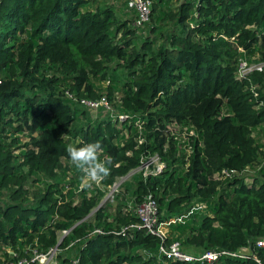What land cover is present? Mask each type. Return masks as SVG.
Here are the masks:
<instances>
[{
    "label": "trees",
    "instance_id": "obj_1",
    "mask_svg": "<svg viewBox=\"0 0 264 264\" xmlns=\"http://www.w3.org/2000/svg\"><path fill=\"white\" fill-rule=\"evenodd\" d=\"M133 17L96 0H0V264L54 249L62 231L56 252L72 244L77 264H203L159 259L162 240L144 229L119 233L139 221L128 204L148 193L160 221L192 202L206 206L210 216L196 211L170 227L193 254L264 239V71L236 77L239 59L264 63V0H152L149 25L135 29ZM66 91L105 97L132 118L90 121ZM174 126L197 135L188 165ZM96 141L112 164L91 193L79 189L66 149ZM154 155L164 164L159 175L137 174L129 194L119 190L114 207L96 210L108 187ZM257 166L247 181L211 179ZM256 252L264 264V249ZM213 264L258 263L226 256Z\"/></svg>",
    "mask_w": 264,
    "mask_h": 264
},
{
    "label": "built area",
    "instance_id": "obj_2",
    "mask_svg": "<svg viewBox=\"0 0 264 264\" xmlns=\"http://www.w3.org/2000/svg\"><path fill=\"white\" fill-rule=\"evenodd\" d=\"M180 2L186 0H178ZM125 3L126 8L132 11L134 17L132 22V27L135 29H143L148 23H150L151 18V9H152V0H122ZM196 16V15H195ZM264 69V63H256V64H249L248 61L245 59H239L238 66H237V80L242 81L250 73L257 71L261 72ZM108 82H104V85H107ZM251 91L253 95L257 97V93L255 92V88L251 87ZM65 95L75 102L77 105H80L85 108L99 110L108 112V117L101 119H109L114 123H123L128 121L132 118V116L125 115L123 112H120L118 109L112 108L109 104L108 100L105 97H102L98 100H88V99H81L78 100L74 95L69 93L68 91L65 92ZM261 104H263L261 102ZM121 106V102L117 100V108ZM136 126L138 127V137H137V144L141 145L145 142L144 136L141 133V123L136 121ZM177 131L182 132L183 137L179 139V143L184 144L187 153L186 155V163L188 165L189 155L191 154V145L188 143V140L191 143L197 138L196 133L193 130H188L187 127H179L174 126ZM127 139V138H126ZM114 145H117V142H114ZM166 148V147H165ZM264 151V149H263ZM140 164L137 169L133 171H138L140 175H142L143 179L146 180L149 176H157L159 175L162 170L164 169V164L160 161V158L157 155L152 157L142 156L140 158ZM264 165V160H263ZM261 166H257L256 168L253 167H245L243 169H230L224 168L219 172H216L211 176V179L214 181H224V180H234V179H245L247 181L252 176H257V171L260 169ZM132 172V171H131ZM130 173V172H129ZM128 173V174H129ZM127 174V175H128ZM122 178V177H121ZM117 181V180H116ZM108 187L110 189L109 196L111 197V201H113L114 196L119 193V188L121 187L119 182H116ZM106 194V193H105ZM109 198V197H108ZM106 204L107 202L101 201ZM128 212H133L138 217V222L129 224L124 226L120 230V234H125V232L132 233L135 230L144 229L148 234L158 236L162 240V244L159 246L158 249V258L164 260H172L181 263H196L200 262L203 264H213L217 262L222 257H231L237 259H247L252 257L254 261L258 264H261V260L257 256L256 249H264V239H259L255 242L254 245L246 246L238 249L237 251L230 252L221 249H211L203 253L193 254L186 252L180 243V241H172L169 244L165 243V234H163L160 230L167 222L159 220V212H158V204L157 201L152 193H148L144 198L143 201L136 205L135 207L128 204ZM200 211L203 214L209 215L208 211L206 210V206L202 203L192 202L190 207L187 211L178 217H173L168 220V222L175 223H183L185 219H187L190 215L194 212ZM94 213V212H93ZM92 213V214H93ZM91 216V215H90ZM69 231H62V237L59 241L62 242L63 237L66 236ZM102 231L96 229L93 231V234H101ZM72 244L69 245L68 250ZM57 249L49 250L46 253L39 252L36 249L31 250L29 253V259H18L16 261H12L9 264H45L47 257H51L54 253H56ZM77 251H72L70 256L65 258H69L72 264H77L78 259L76 258ZM165 262V261H164Z\"/></svg>",
    "mask_w": 264,
    "mask_h": 264
},
{
    "label": "rangeland",
    "instance_id": "obj_3",
    "mask_svg": "<svg viewBox=\"0 0 264 264\" xmlns=\"http://www.w3.org/2000/svg\"><path fill=\"white\" fill-rule=\"evenodd\" d=\"M121 2H122V0H96V4H98L100 7L101 6L103 7V6H111V5H113L114 9H115V11H116V13L118 15H121V16L123 15L124 17L126 16L127 18H131L132 17V11H128L126 9V7L121 6L120 5ZM118 7H120V8H118ZM169 23L171 24V22H169ZM149 24L150 23H148L147 25H149ZM170 24H166V25H170ZM146 29H147V27H146ZM167 29L170 30L171 26L167 27ZM263 71H264V69L261 72H263ZM77 109L79 111H83L85 113V115L89 118L90 121H94L96 118H99V117H102V118L108 117V112L102 111L101 109H99V110H94L93 109L92 110V109H89V108L82 107L80 105H77ZM21 137H23V138H21ZM20 138H21V141H20L21 144L26 142V139H24V138H26L25 136H20ZM13 153H16V152H13ZM138 173L139 172L136 170V171L130 172L128 175H126V176H124L122 178H118L116 182L120 183V185H121L120 190L121 191L122 190L123 191L126 190L127 193L129 194V192H130V190L132 188V183L134 182V180H135V178H136ZM72 176H73V173H72V171H70L68 179H66V181L69 182L71 180H75ZM38 178L39 177H37V176L35 177V179H38ZM81 188L82 187H81V182H80L79 189H81ZM94 188L95 189L97 188L99 190L102 189L101 184L93 185L92 187L89 188L91 193L94 192ZM73 189H76V186L73 187ZM105 191H106L105 192L106 194H105V196H104L102 201L107 202L106 205H111L112 207H114L116 205V202H112L111 199H110L111 198L109 196L110 189L107 188ZM126 197H127V195H126ZM92 216L93 215L89 216L88 218H91ZM165 222H167V223L163 227L160 228L161 232L163 234H165V237H164L165 240L166 241H170V242H172V241H181L182 242L181 239L177 238V233L174 231V229L170 228L172 225H175V224H173L172 222H168V220H166ZM172 233H174V234H172ZM61 237H62V234L59 233V239ZM182 248L186 252L193 253V251L187 249L184 245H182ZM72 251L73 250L69 249V250H66V251L62 250L60 252H56L53 255H51V257H47V260H46L45 264H60V259L65 258L66 255L70 256ZM198 253L199 252H195L194 254H198Z\"/></svg>",
    "mask_w": 264,
    "mask_h": 264
},
{
    "label": "clouds",
    "instance_id": "obj_4",
    "mask_svg": "<svg viewBox=\"0 0 264 264\" xmlns=\"http://www.w3.org/2000/svg\"><path fill=\"white\" fill-rule=\"evenodd\" d=\"M66 151L71 164L80 173L82 188L99 185L110 175L112 159L101 158L103 146L99 141L80 142L76 146L69 144Z\"/></svg>",
    "mask_w": 264,
    "mask_h": 264
},
{
    "label": "water",
    "instance_id": "obj_5",
    "mask_svg": "<svg viewBox=\"0 0 264 264\" xmlns=\"http://www.w3.org/2000/svg\"><path fill=\"white\" fill-rule=\"evenodd\" d=\"M103 205H104V202H101V203L98 205V207L96 208V210H98L99 208L103 207ZM92 213H93V212H92ZM92 213H90L89 216L92 215ZM60 244H61V241H59V242L57 243V245H56V247H55V250L58 248V246H59Z\"/></svg>",
    "mask_w": 264,
    "mask_h": 264
},
{
    "label": "crops",
    "instance_id": "obj_6",
    "mask_svg": "<svg viewBox=\"0 0 264 264\" xmlns=\"http://www.w3.org/2000/svg\"><path fill=\"white\" fill-rule=\"evenodd\" d=\"M172 234H174V233H172ZM175 236V235H174Z\"/></svg>",
    "mask_w": 264,
    "mask_h": 264
}]
</instances>
